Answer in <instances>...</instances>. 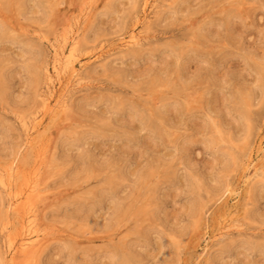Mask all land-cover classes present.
Here are the masks:
<instances>
[{
    "label": "rangeland",
    "instance_id": "1",
    "mask_svg": "<svg viewBox=\"0 0 264 264\" xmlns=\"http://www.w3.org/2000/svg\"><path fill=\"white\" fill-rule=\"evenodd\" d=\"M143 1H99L69 114L43 117L54 165L35 178L41 196L11 201L37 205L52 235L42 264H264V179L254 175L264 167V0H160L159 13ZM88 2L0 0L3 168L31 166L23 122L43 116L45 39L78 28ZM4 11L27 31L11 30ZM133 29L142 46L115 48ZM12 180L19 191L24 179ZM4 192L0 184V237L2 222L10 235L19 228ZM224 202L241 206L242 227L218 241L212 215Z\"/></svg>",
    "mask_w": 264,
    "mask_h": 264
},
{
    "label": "bare ground",
    "instance_id": "2",
    "mask_svg": "<svg viewBox=\"0 0 264 264\" xmlns=\"http://www.w3.org/2000/svg\"><path fill=\"white\" fill-rule=\"evenodd\" d=\"M72 1L75 2L76 0H72ZM99 1L101 0H89V2L87 3L86 11H83L84 12L83 15H81V17H78L79 15L77 14L78 15L77 18H79L80 21L82 20L80 23L78 20L79 25L76 26L78 27L76 28L77 30L75 29L73 32L69 33L68 29H64L60 36L56 35L55 33V36L53 38L46 37L47 39H45L50 44V48L52 49L53 58H52L51 66L50 67L47 66L46 70L44 69L45 76H46L45 83H44V89H43V92L40 91L41 93L39 92L40 94H38L40 96L39 102H40V108L42 110L43 116L37 122H34L33 120H32L33 123H29L26 121L23 122V129L27 135L26 141L27 143H29L30 148H32V151H33V162L31 166L26 169L18 165L15 166L16 167L15 168L13 167L12 164L10 166L7 165L8 167H5V168L0 166V184L2 185L5 191L4 193H6V198H8V200L6 199L7 200L6 208L8 212L12 211V213L15 214L18 224H19V228L17 232L14 235L13 234L10 235L8 233V230L6 229L7 222L5 223L2 222V228L4 229V232H3L4 235L3 236L1 235L2 237H0V240L2 241L7 240V241L5 243L0 242V264H9L5 256L7 255V253L10 256V262H11L10 264H18L16 261L17 256H21V258L23 259L21 264H42V261H41L42 254L47 249L50 243L49 239L52 237V235L51 233H48L49 232L48 227L44 224L43 220L38 217L37 205L34 203L36 205L35 206L36 209L33 207L34 209L29 210L23 204H20V203L14 204L13 201H11L10 197L11 196L18 197L19 195H23L25 193H28L36 197L38 195L41 196L39 183L35 181V178L38 177V175H40L43 171L47 170L52 165H54L52 164L53 163L52 158L51 157L49 158L46 154L47 149H44L45 143L43 141V138L47 135L48 129L46 127H49V126L47 125L45 126L44 124L45 120H43V117L48 116V117H53L55 119L57 118L61 122H63L66 119L67 115L69 114L68 109H70L69 108L70 104L68 107V99L74 95V92H75L74 86L78 84L83 78L81 71L86 67V64H81V67H78L81 63L80 58L83 55L81 53V48L82 47H85L88 49L91 48L95 40L93 36L88 35V30H89L88 28H90V26H92V24L97 19V16L99 14V11H98ZM103 1L107 3L106 7H111V5L115 2V0H103ZM143 2H144L143 4L145 8L148 5H151V10L157 13L161 12V9L165 5V3H162V1L160 0H154L153 2H151V0H144ZM56 9H57V5H56ZM6 14H7V11H4L3 18L4 17H6V19L8 18L7 21L9 22L11 30L20 32V33H25L27 31V28L23 20L20 18V16L16 18L11 17V16L7 17ZM56 16L58 17V19H63V20L66 17L64 15L62 16L60 11L58 10H56ZM71 16H73V14ZM62 21L58 20V22L56 21L54 25L61 23ZM143 42H144V39L142 37V34L140 32H136L133 29L128 34V36H126V38L120 39L119 43H117L115 48H118V47H120L121 49L140 48ZM91 54H93L92 50L87 52L85 55L86 57H89ZM96 58L98 60L100 58V55H97ZM51 119L52 118H49V120ZM259 149H262V146H259ZM252 152L249 154V157H248L249 160L254 155L252 154ZM261 159L264 162V156ZM51 171L52 170H50V172ZM254 171H255L254 175L257 176V178L261 177V179H264V167L260 169V167L257 165ZM15 175H21L22 178L24 179L23 187L21 186L19 191L17 192H13V190L15 189H13L12 187V183H13L12 181L14 180V179L12 180V178H14ZM238 205L239 204H236V206L234 207V210H230V208L227 207V203L224 202L222 206V209L224 210L220 212L219 214L214 213L212 215L213 223L211 227V234H212V237L214 236L215 240H218V241H220L221 239L223 240L226 238L225 232L231 229H240L242 227V224L235 223L240 218V214L242 212V210H240L241 206L240 205L238 206ZM1 213H0V216H1ZM10 224L11 223H9V225ZM197 226L199 227V225ZM207 227L208 226L205 223L203 227L202 237L208 233ZM59 235H64V236L74 235L77 239V237H79L80 235V230L73 229L71 232L68 229H63V232L60 233ZM88 239L89 240L93 239V233H91L88 236ZM182 264H187V263L185 262Z\"/></svg>",
    "mask_w": 264,
    "mask_h": 264
}]
</instances>
